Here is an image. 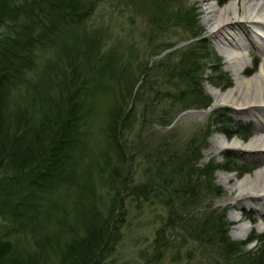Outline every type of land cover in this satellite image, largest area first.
Instances as JSON below:
<instances>
[{
	"label": "trees",
	"instance_id": "16d2710c",
	"mask_svg": "<svg viewBox=\"0 0 264 264\" xmlns=\"http://www.w3.org/2000/svg\"><path fill=\"white\" fill-rule=\"evenodd\" d=\"M107 1L0 0V264H106L128 203L165 209L151 264L191 258L186 238L216 263L264 264V231L236 242L223 210L200 213L222 193L216 171L250 172L226 159L200 165L212 127L243 140L249 127L213 114L183 145L142 138L146 124L208 109L203 83L226 78L198 12L183 0H114L110 20H95ZM138 19V40L112 29ZM174 28L178 41L167 37Z\"/></svg>",
	"mask_w": 264,
	"mask_h": 264
},
{
	"label": "rangeland",
	"instance_id": "374dc122",
	"mask_svg": "<svg viewBox=\"0 0 264 264\" xmlns=\"http://www.w3.org/2000/svg\"><path fill=\"white\" fill-rule=\"evenodd\" d=\"M109 1L114 0H108L107 2L101 3V6H99L96 10L95 20H97V18L100 19V16L105 17L107 21L110 20V13L112 12V9ZM234 1H237L239 6H246L249 3L264 2V0H210L211 3L216 4L218 9H221L226 4H231ZM183 2L185 8L191 7L196 9L199 13L198 18L200 24L204 28V37L210 44V47L213 49L216 56L221 59V71L226 74V78L216 79L212 77L203 83L204 93L212 100L208 109H188L182 111L175 115L168 126L160 125L157 122L146 124L142 127V138H151L149 140L158 141L162 135L167 134L176 140L177 145H183L191 137L197 136L203 132L206 124L209 122V119L213 114L233 127V130H240L242 127H249L248 135L244 133L246 136L245 140L238 136H233L231 138L226 137L225 134L221 133L223 126L218 125L216 128L212 127L213 133L207 138L206 146L201 152V159L199 161L201 166L210 160H213L214 163L235 162L236 166H241L250 170V172L241 175H239L238 172H227L223 170L216 171L214 173V182L221 189L222 193L216 197L207 198V200L202 203L200 210V213H206L209 211H215L218 213L223 210L225 212V219L230 224L227 233L229 238L236 242H243L246 241L253 233H261L264 231V216L260 217L261 201L242 200L240 203L244 206L243 209H237V206L233 203L226 204L228 201H231L230 199H235L234 197L237 196V191L231 193L226 189V187L236 181H239L243 177H250V175L253 176L257 169L256 166H259V157L254 153H250L249 150H246V143L256 134L257 125L264 123V118L256 119L255 117L244 116L243 111L240 110V107L242 106L241 101L230 102L226 99H222L218 100V104L215 105L213 95L214 91L221 94L229 92L236 85V87L241 85L243 79L251 77L258 71L260 64L264 61V38L263 40H260L256 31L259 32L258 34L262 37H264L262 35L264 34V31L254 27L252 29L255 30V32H251V35L256 41L254 39H251L250 41L244 39V42L247 45V51H245L247 62L246 66L242 68L241 71L242 81H239V84H236V80L229 71L235 63H231L228 53L226 51L224 52V50L216 44L218 38L213 37L210 34L213 27H209L210 25L207 24L203 18V13L201 12L203 5L199 0H183ZM227 16L233 17L234 15L230 13L229 15H223L221 18L226 19ZM122 21L123 20L120 19L117 22L122 23ZM124 28L125 29L121 32L118 29V26L112 27L117 36L119 35L124 37H126L128 31L132 28L131 30L134 32V38L136 40L139 39L138 35L141 31H146L144 23H140L139 19L134 26H131L129 22H124ZM167 34V37H169L172 41H178V39H181L184 36V32L179 28H174ZM243 34L244 31L242 28L240 26H236L228 28L224 35L226 38L230 39L231 37L237 38L239 36H243ZM182 45H184V43L178 44L176 48H180ZM230 50V52L234 55L243 54L241 49L230 48ZM163 55L164 54L159 56L152 55L148 59L149 65L155 61H159ZM143 59L146 60V54ZM207 73H209V70H207ZM141 79L142 77L138 78V85L140 84ZM227 82H229L230 87L222 88V86L224 87ZM215 138H218L219 141H221L219 148L212 145L213 139ZM234 139L238 141V145L241 150L232 148V146H234ZM209 149L211 150L208 151ZM226 176H230L232 178L229 183H223L222 181V178ZM124 197L125 201L128 203L130 198L127 197V195H124ZM127 206L128 216L125 225L120 230L122 233L121 239L114 247L113 254L107 258L106 264H151L148 261L155 253V248L152 247V242L156 237V229L161 226L160 217L166 216L165 209L161 206L148 207L147 205H143L142 210L136 211L133 203H128ZM234 213L241 216L239 225L246 224L249 227L248 233L244 236V239H235L232 236L233 227L237 224L236 221L231 220ZM201 215L202 214H198L199 217ZM178 235L181 234L178 233ZM186 242L188 243V250L193 251L191 258H184L183 255H185V252L182 250L178 261H173L170 253H166L165 256H162L160 258L161 260L156 264H223L221 260H219V263H216V255L201 249L199 245L193 243L190 239L186 238ZM246 249H255V244H249Z\"/></svg>",
	"mask_w": 264,
	"mask_h": 264
},
{
	"label": "bare ground",
	"instance_id": "6f19581e",
	"mask_svg": "<svg viewBox=\"0 0 264 264\" xmlns=\"http://www.w3.org/2000/svg\"><path fill=\"white\" fill-rule=\"evenodd\" d=\"M203 5L201 12L203 18L209 27H213L211 35L217 37L216 44H218L224 52L228 53L229 60L231 63H235L230 72L232 73L236 84L242 81L241 71L246 66L247 57L245 51H247V45L245 40H253L251 32H255L252 28L256 27L264 31V2L249 3L246 6H239L237 1L231 4H226L223 8L218 9L216 4L210 2V0H199ZM233 14V17L227 16L226 19H222L223 15ZM199 14V13H198ZM240 26L244 31L243 36L237 38H226L225 31L228 28ZM200 27L204 30L203 26ZM208 27V28H209ZM260 40L264 37L258 34ZM262 34V33H260ZM264 36V34H262ZM235 39V40H234ZM255 40V39H254ZM256 41V40H255ZM230 48L241 49L243 54L234 55L230 51ZM248 72V71H245ZM237 86V85H236ZM232 88L229 92L221 94L214 91L215 105L218 104V100L226 99L230 102L241 101L240 110L243 111L246 117H255L256 119L264 118V61L260 64L258 71L249 78H245L242 84L238 87ZM256 134L246 143V150L250 153H254L259 157V166L254 172V175L250 177L246 176L239 181L234 182L226 189L231 193L237 191L235 199L228 201L226 204H234L237 209H243L240 201H261L260 217L264 216V123H260L256 127ZM234 146L232 148L241 150L238 145V141L234 139ZM221 141L218 138L213 139V146L220 147ZM209 149L208 151H210ZM243 150V149H242ZM262 165V166H261ZM232 180L230 176L222 178L223 183H229ZM244 217V216H243ZM232 221H236L232 236L235 239H244V236L248 233L249 227L246 224H240L241 216L234 213L231 217Z\"/></svg>",
	"mask_w": 264,
	"mask_h": 264
}]
</instances>
